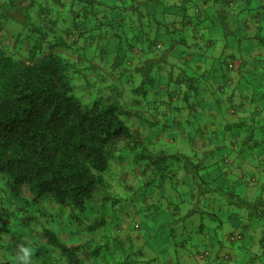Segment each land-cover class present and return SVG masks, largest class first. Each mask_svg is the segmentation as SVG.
Wrapping results in <instances>:
<instances>
[{
  "label": "trees",
  "instance_id": "1",
  "mask_svg": "<svg viewBox=\"0 0 264 264\" xmlns=\"http://www.w3.org/2000/svg\"><path fill=\"white\" fill-rule=\"evenodd\" d=\"M42 1L45 0H30L23 6L19 0H0V30L4 28L5 21L14 17L15 12H19L22 22L29 26L24 34L17 31L11 34L10 39L6 36L0 39V176L5 178L10 190L20 191L21 194L23 188L25 197H34L42 200V205L45 204L43 216L47 219L44 223L38 221L42 224L39 236L44 239L41 243L44 247L43 254L48 248L49 251H57L61 264H119L117 261L122 243L114 246L117 239L112 238L108 242L96 238L97 241L93 242L94 237L90 240L80 237L77 241H72L69 234L63 231V215L68 214L70 225L72 217L86 218L93 229L104 224L102 209L110 201L109 198L117 201V193H129L131 195L128 199L134 198V201L138 198L145 201L153 193L162 196L165 183L176 187V175L179 171H183L187 177L185 183L189 187L190 197L198 192L193 208L184 214V219L194 212L200 214V205L206 204V199H209L206 195L217 193L216 199L213 194L214 200L219 209L227 213L226 217L237 214V209L245 208L248 211L247 220L264 226V205L261 206L264 199L248 202L240 198L234 186H227L223 190L214 188L210 182L205 181V174L199 172L205 167L195 159L196 154L190 156L181 152L170 153L162 146L158 149V137L148 140L141 128L144 125L135 122L133 110L122 105L119 99L98 96L90 102V108L81 111V107H87L88 104L82 103L78 98L77 102L72 101L73 97L67 95V92L72 91V78L68 73L75 72L66 59L50 50L49 45L52 43L48 42L46 45V36L50 33L35 22L36 14L39 18L50 14L34 6L41 5ZM239 1L178 0L165 4L164 0H154V10L148 11L147 7H142V10L144 8L145 15L150 18L149 22L156 27L157 35L152 40L156 49L164 46L168 50L177 45L187 46L186 49H206L216 47L220 41L223 48L243 49L242 55H229L223 62L229 71L242 72L249 60L254 62L255 68V63L258 66L260 62L264 63L263 55H251L255 47L264 49V34H261L264 32V14L257 13L245 19H237L238 12L235 9ZM82 8L84 4L77 2L71 18L67 19L71 22L72 31L69 36L72 41H75L76 36H85L87 42L94 38L97 40L95 43L102 47L100 32L89 33L91 28L96 31L97 27L105 26L106 29L114 27L119 31L122 27L120 20L112 21L116 19L115 15L106 18L105 14H101L100 7L91 10L92 20ZM126 9L130 10V14L133 13V22L138 25L140 8L135 6L133 9ZM78 12L81 13L79 17ZM93 20L97 21L96 25H92ZM254 23L260 27V33L250 37L245 30ZM77 54L82 57L81 49H77ZM185 56L186 59L191 58L190 54ZM235 58H240L241 61L236 68ZM115 62L117 63V59L112 61L113 65ZM150 62L156 63L153 60ZM156 64L159 65L158 62ZM141 67L142 64L136 67L137 72L141 71ZM243 75L238 79H245ZM262 75L264 76V71ZM235 84L234 79L228 77L217 86V90L224 91ZM173 92L178 93L176 89L165 91L159 102L168 105L166 96L170 103L178 96L179 99L187 98L183 93L175 96ZM250 103L253 107L248 118L230 125L231 128L244 132L240 149L237 144L233 145V150L236 149L241 155V159L236 158L240 161H243L244 153L247 157L254 158L264 147V114L259 116V110L264 105L260 97L254 98L253 94L250 95ZM166 108L172 111L174 103L171 108ZM227 152L220 154L219 165L229 169L234 158L227 155ZM256 176H246L247 184L257 183ZM200 185H205L206 191ZM211 187L214 190H209ZM221 191L225 195H221ZM262 191L264 192V188ZM167 203L169 206L170 202ZM3 205L0 203V209ZM81 212L83 216L79 215ZM99 213L100 220H97L96 215ZM216 216L221 217L217 212L212 217H206H211L216 222L221 219ZM115 230L118 232V228ZM1 233L0 228V242ZM232 234L235 238L232 239L231 235L228 240L237 241L243 235L240 232ZM210 239L211 234L207 233L205 241L210 242ZM29 244L32 246L36 243L30 241ZM206 251L208 258L211 253ZM203 252L199 253V259H204ZM143 255L142 251L134 264H144L143 260L137 261ZM53 257L51 258L55 263L59 264L55 255ZM231 258L232 254L226 249L219 253L218 263L229 264Z\"/></svg>",
  "mask_w": 264,
  "mask_h": 264
},
{
  "label": "crops",
  "instance_id": "2",
  "mask_svg": "<svg viewBox=\"0 0 264 264\" xmlns=\"http://www.w3.org/2000/svg\"><path fill=\"white\" fill-rule=\"evenodd\" d=\"M19 1L21 2L20 5L24 6L30 0ZM99 1L109 4L111 7L109 8L107 5L101 4ZM174 1L178 0H164L165 4H171ZM42 2L41 5L36 4L34 6H38V8L46 10L50 14L46 17L40 16V18L36 17L38 15L36 14L34 17L37 20V25L42 26L43 29L47 30V33H50L46 36V45H48V42H51L52 45H49L50 50L66 59L73 72L81 74L86 80H96L99 91L110 87L106 86V84L111 79L119 78L117 74L109 72V69L114 66L112 55L118 50H127L123 53L137 60L138 64L132 67L135 73H137V66H140L142 62H150V60L158 62L164 68H168L171 73L175 71L187 72V70L191 69L199 70L200 78L203 81V92L201 93L202 96H200V103L204 104L212 101L215 104L208 106L209 110L206 112L208 124H199L198 127H201L199 129L200 135L193 136L191 145L192 151H196L199 155V162L207 161L204 165L207 170L202 172L205 174V181L210 182L214 188L219 187L217 190H223L227 186H234L240 198L248 202H253L259 198L264 199V192L262 191V188H264V176H261L264 174V147L259 155H256L254 158L247 157L246 153H244L243 161L237 160L236 158L241 159V155L237 150H233V145L237 144L240 149L244 132L230 126L240 119H247L251 114V107H253L252 103H250L251 94H253L254 98L260 97L264 105L263 62H260L259 66L255 63V66H257L255 68L253 66L254 62L249 60L242 68V72H238L237 70L229 71L227 67L225 68L223 62L227 60L229 55L235 53L236 55H242L243 49L223 48L220 41L217 42L214 48H187L186 50L189 52L182 49L184 46L178 49L180 45L168 50L164 49V46H162V49H156L152 44V40L157 35L155 31L156 27L149 22L150 18L145 15L144 8L142 10V7H147L148 11L154 10V0H48V2ZM77 2H81L82 5L84 4L82 11L89 19H93L91 10L93 11L100 7L102 9L100 11L101 14H105L106 18H109L112 14L115 15L114 18L116 19H112V21L120 20L122 27L119 31H116L114 27L106 29L104 26L103 31L105 29L106 31L103 34L101 33L100 36L102 38L100 39V43L106 42V44L102 47L95 43L97 40H94V38L93 41L87 42L85 36H76L75 41H72L69 36L72 31L70 28L71 22L67 19L71 18L73 14L72 10ZM135 6L140 8L138 10V25L133 22V19H135L132 18L133 13L130 14V10L127 11L126 9L127 7L133 9ZM235 12H238L236 14L237 19H245V17H251L257 13L263 15L264 4L262 0H240ZM80 14L78 12V17ZM13 16V19L22 21V16L19 12L13 13ZM140 19L142 22H140ZM254 21L256 22L257 20L255 19ZM7 24L8 22L5 21L4 28L0 30V33L3 31L5 34L0 35V39L3 36L11 38V34L14 33L8 32V27L6 28ZM147 24L151 26H147ZM254 24L245 30V33L250 37L260 33V27ZM122 28L126 29V31L130 30V34L124 35V42L120 41L123 39H120V34H125V31L121 32ZM93 30L95 31V28ZM98 32V29H96L95 34ZM261 34H264V32H261ZM100 36L97 35V37ZM89 37L92 36L89 35ZM113 39L119 41L115 42ZM5 42L9 43V41ZM77 49H81L83 58L78 56ZM172 52L177 54H172ZM188 54L191 56L190 59L185 58V55ZM254 54L263 55L264 57V49L255 47L251 55ZM234 62L236 64L235 68L238 67V64L241 63L240 58H235ZM220 66L225 68L227 72L221 73L219 71ZM242 75L245 79H238ZM228 77L234 79L235 86L224 91H218L217 86ZM109 89L111 90V88ZM190 100V98H185L184 103L181 102V99H177L174 102L173 110H177L178 117L183 118L184 121H188V118L185 117L189 113L194 118L198 115H195L197 113L195 105L190 109L185 107V103H189ZM259 111L261 112L259 116H262L264 114V107ZM170 114L172 115V111H170ZM150 120L153 119L150 118ZM225 151H231L234 154L233 165L229 169L226 166L219 165L221 164L219 161L220 154ZM253 174L257 175V183L248 182L247 184L248 177L246 176ZM186 180L187 177L185 176L180 181L177 179L175 188L165 183L162 196L159 193H153L145 201H140L139 198L137 201H134V198L130 200V204L125 207L126 216L120 224L122 230L126 232L125 236H117L116 234V237H112V239H117V243L114 246L123 244L117 263L134 264L135 259L143 251V257H139L137 261L143 260L144 264H220L218 263L219 259L217 255L228 249L232 254L230 262L233 261L234 264H244L245 262H248V264H261L260 261L264 257V226L261 224L255 225L250 220H247L246 215L248 211L245 208L237 209V214L226 217L227 213L219 209L216 205L217 201L214 200V197L216 199L218 196L217 193L206 195L209 199H206V204L200 205V214L194 212L192 216L184 219V214L193 208L195 197L198 194L197 192L194 196L190 197L191 193L185 183ZM213 187L209 188V190H212ZM200 188L206 191L205 185H200ZM175 190L177 197L173 198L169 193ZM219 193L225 195L222 191ZM213 194L215 195L214 197ZM250 194L255 197L253 200L249 198ZM128 198L130 199V197ZM209 200L211 201L209 202ZM167 201L170 202L169 206ZM263 205L261 204V206ZM210 210L212 213H208ZM216 212L217 215L221 216H216V218L223 219L216 220L217 223L211 218ZM140 214L143 215L144 221L139 219ZM205 214L211 217L208 218ZM159 228H162L159 232L160 235L153 240L151 237L154 233H158L156 231ZM232 232L243 233L242 238L236 242L229 243L228 236ZM207 233L211 234L210 242L205 241ZM166 237H174V244L171 242L168 246H165L163 243L161 244L160 241H163ZM149 240H152L156 245L160 243V245H163L162 248L150 244ZM43 242L44 239H42L41 243ZM206 250L211 253L209 257L199 259V253L201 254ZM0 258L4 259L5 257Z\"/></svg>",
  "mask_w": 264,
  "mask_h": 264
},
{
  "label": "rangeland",
  "instance_id": "3",
  "mask_svg": "<svg viewBox=\"0 0 264 264\" xmlns=\"http://www.w3.org/2000/svg\"><path fill=\"white\" fill-rule=\"evenodd\" d=\"M44 2H48V0H45ZM262 3L264 4V0H262ZM7 22L8 24L6 28L8 27V32L16 33L17 31H21L22 34H24L29 27L24 21L22 22L13 18L9 19ZM35 22H37V20H35ZM96 24L97 21L93 20L92 25ZM97 29L100 32L99 34L103 33V26L97 27ZM122 31H125V34H120V39L123 38L120 41L124 42V35L130 34V30L126 31V29L122 28L121 32ZM89 32L95 31L91 28ZM2 34H4L3 31L0 33V35ZM113 41L117 42L119 40L113 39ZM105 44L106 42L102 43V45ZM181 48V46H178V49ZM182 49L186 50V47L184 46ZM126 51L127 50H118L114 55H112L113 60L117 59V63L115 62L116 64L109 69V72L112 74H117L119 78L117 77L116 79H111L109 83L106 84V86L110 87H106L105 89L99 91L96 80H86L81 74L74 73V75L79 77V81H82V83H72V90L78 89L74 95L84 104H88L89 101H93L98 96L103 97L104 99H119L122 105L133 110L132 112H134L133 117L135 122L137 124L144 125L141 128L142 131L147 134L146 138L148 140H152L154 136L158 137V149H160L162 146L163 149L170 153L181 152L190 156L196 154L197 158L195 159L197 160L199 155L196 151L193 152L191 147L193 141L192 137L200 135L199 129L201 127H198L199 124H208V115L206 113L209 110L208 106L215 105L212 103V101H208L204 104L200 103V96H202L201 93L203 92V81L200 78V71L191 69L187 70V72L175 71L171 73L168 68H164L160 65L157 66L156 63L146 61L142 62L141 71L135 73L132 67L137 65L138 62L133 57L123 53ZM172 54L177 53L172 52ZM219 71L221 73L227 72V70L221 66L219 67ZM109 88H111L112 91ZM174 89H176L178 93L187 95L186 99H191L189 103H185V107L190 109L195 105L197 110L195 115L198 114L195 118L189 113L188 116L185 117L188 118V121H184L183 118L178 117L177 110H172V115L170 114V110H168L166 106L171 108L173 103L179 99L180 96L178 95V98L176 97L177 99L175 101L173 99L172 103H170L169 97L166 96L167 102L169 103L168 105H164L163 102H159V99L162 97V95H164L165 91ZM176 94L173 92V95L176 96ZM184 101L185 98H182L181 102L184 103ZM150 118L153 120L151 121ZM192 130L197 131L193 132ZM161 139H163V141ZM227 155L233 156L234 154L231 151H228ZM201 162L203 165H205L207 161ZM205 170H207V168H201L199 172H204ZM176 176L178 181H180L181 179H184V172L179 171ZM176 194V190L169 193V195H172L173 198L177 197ZM130 195L131 194L129 193H117L119 198L122 197L120 199L116 198L117 201L115 199L109 198L110 201H107L105 207L102 209V214L104 216H102V218H104V224L101 223L95 228L93 227V229H91L92 225L90 221L86 218L79 219V217H72L73 222L70 225L68 223L69 219L67 218L68 214L65 213L63 215V220L65 221L63 225V231L69 234V238L72 239V241H77L78 238L80 239V237L87 240H90V238L94 237L93 242H96L100 239H102V242L103 240L108 242L110 238L116 237L115 233L117 236H125L126 232L122 230L120 224L122 219L126 216L125 207L131 202L128 199ZM25 196L26 192L23 190V188L21 189V194L20 191L10 190L9 185L5 182V178L0 176V203L4 204L2 209H0V228L2 232V240L0 242V257L6 258H0V264H20L19 260H13L12 257L22 255L23 253L20 252V246H30V241H35L36 243L35 245H32L35 247V251L33 253V264H36V262H38V264H56L55 260L51 258L54 255L55 258L58 259L59 264H61V258L59 259L57 251H49L48 248V251L43 254L44 247L43 244H41L42 239L39 236L42 224L40 225L38 221L43 222L47 219L46 216H43L46 209L45 204H41L42 200ZM249 198H252L253 200L255 197L251 196L250 194ZM79 215L83 216L82 212L79 213ZM100 216V213L97 214L96 219L100 220ZM139 219L143 221L145 220L142 214H140ZM115 228H118V232H116ZM161 229L159 228L156 231L158 233L153 234L151 237L153 240H155L157 236L160 235L159 232ZM228 241L229 243L236 242L231 239ZM149 242L158 248H162L163 245H160V243L168 246L170 242L174 244L175 238L166 237V239H163V241H160V243L157 245L154 244L152 240H149ZM50 258L52 259L51 262ZM46 261L49 263H46ZM260 263L264 264V257L261 259ZM25 264H27V262H25ZM229 264H234V262L231 261ZM244 264H248V262H245Z\"/></svg>",
  "mask_w": 264,
  "mask_h": 264
},
{
  "label": "clouds",
  "instance_id": "4",
  "mask_svg": "<svg viewBox=\"0 0 264 264\" xmlns=\"http://www.w3.org/2000/svg\"><path fill=\"white\" fill-rule=\"evenodd\" d=\"M68 76L71 77V83H77V82H80L82 83V81H79V77L74 75L72 72H69L68 73ZM78 91V89H73L72 91H69L67 92V95L69 96H72L73 99L72 101H76L77 102V98L76 96L74 95V93ZM70 101V103L72 102ZM91 107V103L90 101L88 102V106L87 107H81V111H85L87 108H90ZM233 235L232 233L229 234L228 238ZM35 251V247L34 246H27V247H24V246H20V252H22L23 254L22 255H19V256H13V260H19L20 261V264H25V262H27V264H33V253ZM208 256V253L207 251L204 252V259ZM219 256V255H218ZM31 258V259H30ZM36 264H38V262H36Z\"/></svg>",
  "mask_w": 264,
  "mask_h": 264
},
{
  "label": "built area",
  "instance_id": "5",
  "mask_svg": "<svg viewBox=\"0 0 264 264\" xmlns=\"http://www.w3.org/2000/svg\"><path fill=\"white\" fill-rule=\"evenodd\" d=\"M236 237H239V236H236ZM231 238L233 239V238H235V236L233 235V236H231ZM226 258V256H224V259Z\"/></svg>",
  "mask_w": 264,
  "mask_h": 264
}]
</instances>
